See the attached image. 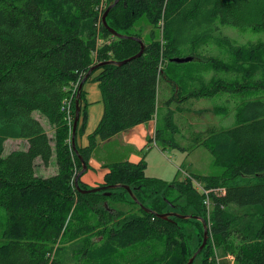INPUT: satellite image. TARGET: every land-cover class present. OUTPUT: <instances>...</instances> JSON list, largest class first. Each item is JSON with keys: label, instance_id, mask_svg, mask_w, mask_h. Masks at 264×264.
Wrapping results in <instances>:
<instances>
[{"label": "trees", "instance_id": "16d2710c", "mask_svg": "<svg viewBox=\"0 0 264 264\" xmlns=\"http://www.w3.org/2000/svg\"><path fill=\"white\" fill-rule=\"evenodd\" d=\"M114 2L0 0V264H188L203 244V223L159 217L168 213L208 224L210 238L197 257L201 264H219V249L233 256L234 264H264V100L249 97L264 92V42L236 50L222 32V27L264 28V0H120L107 23L124 38L114 36L102 22ZM210 38L234 52L229 62L201 54L200 47ZM141 43V57L101 67L87 80L97 74L94 81L105 109L89 146L80 149L76 143V148L89 166L101 142L157 119L162 81L174 93L166 103L167 120L174 102L179 110L220 96L229 97L227 103L230 96L235 104L243 101L235 127L201 141L221 170L194 179L210 192V214L207 196L194 182L168 184L149 178L144 158L106 165L103 184L130 187L138 202L124 189L118 197L116 189L106 191L111 196L76 189L74 168L80 174L83 165L70 143L64 102L91 68L128 60L141 51ZM186 57L195 62H171ZM196 71L229 77L205 80ZM83 102L82 91L81 106ZM75 109L76 100L74 114ZM36 113L48 121L54 138ZM160 135L157 124L151 142L158 147ZM8 140L27 141V151L4 156ZM54 155L58 173L38 176L37 159L48 166ZM79 186L89 190L81 180ZM128 199L136 208L116 205ZM188 226L198 230L196 249Z\"/></svg>", "mask_w": 264, "mask_h": 264}, {"label": "rangeland", "instance_id": "374dc122", "mask_svg": "<svg viewBox=\"0 0 264 264\" xmlns=\"http://www.w3.org/2000/svg\"><path fill=\"white\" fill-rule=\"evenodd\" d=\"M222 32L224 36L229 38L230 43L233 44L236 50L237 48L242 49L244 51L250 50L256 47L257 45L261 44L262 42H264V28H262L260 31H255L250 28L241 29L238 27H222ZM203 45L205 46L200 47V52L201 54H203L205 58H212L215 60H225L226 62H229L228 61L229 58L234 56V52H229V50H227L226 48H220V46L213 38L207 39L205 41V44L203 43ZM197 60H199V58ZM196 72L200 76L204 75L205 80L207 79L210 80L214 76H217L218 78L229 77V75H226L223 72H219L218 74H216L213 71L204 72V73L199 71ZM92 79L94 80V78H91V80ZM94 84L99 86L100 88L98 82ZM173 94L174 93L172 86L166 81H162L159 90V102H160L159 116L157 117V119L153 120L155 121L154 122L155 125L158 124L159 130H161L160 136L162 140H160L159 142L160 147H158L154 142H151L152 141L151 139L152 137H154V135L149 137V140L147 142V144L150 143V146L147 145L143 146L142 149H139L137 147V149H139L138 153L140 157L144 158L147 163V168H146L147 177L160 180L163 182H167L168 184H170L175 181L183 182L185 180L193 183L195 181L194 180L195 176L204 177V176H212L219 174L221 170L215 165L214 163L215 159L213 155L205 147L201 146V141L213 132L228 130L235 127L236 115L239 109L238 107L242 105L243 101H240L235 104L233 102V100L235 99L230 96L231 101H228L227 103L226 100H228L229 97L220 96L215 98L200 99L194 102L184 104L182 107H180L179 110H178L179 105L174 102L173 105L170 107L173 115H171L169 120H167L170 111H169V106H167L166 103L173 97ZM249 97H252V99L264 100V92H257L252 95H249ZM219 108L223 110V111L221 110L222 113H218L217 112L218 110L217 111L215 110ZM36 114H35L36 118L37 117L44 118L39 113ZM80 125H82V121ZM45 127L44 128L46 129L47 132L53 131L48 121L45 122ZM53 135L54 134H52V137ZM163 140L172 141L174 144L178 145L179 147L178 148H174L171 146L169 147L168 143L162 142ZM109 142H113V143L106 144ZM21 145L22 144L18 145L19 149L22 148L20 147ZM163 145H165V149H162ZM7 146H8L7 154L8 152L15 149L13 148L14 147L13 144L10 145L8 144ZM133 151H134V147L130 144H127L124 141V138L118 137V135L112 138L111 140H108L106 142H101L99 146L94 150L98 160L100 161H102V159H104V157L107 155V158L103 160V164L106 163L113 164L124 161L123 159L129 158L130 155H132L131 153ZM4 156H7L6 153L4 154ZM53 158H52L53 161L51 160L50 164L48 166H45L47 167V170H42L40 168L44 166V164L42 163L41 159H37L38 161H36V174L38 176L43 178H49L54 176L56 172L58 173V166L55 155ZM39 162L42 165H40ZM102 170H105V168H100L98 174ZM77 172L78 173L76 175V178L79 175L78 168H77ZM87 172L88 170L85 173ZM82 176L80 177L79 180H81ZM82 184L84 183L82 182ZM85 186L88 187L89 190L99 188V187L90 188L87 185ZM122 189L126 190L123 187L117 188L116 190L115 189L112 190H115V192H117V197H118L123 195ZM126 192L130 197H132L127 190ZM116 205L123 210L124 209L130 210L132 208H136L134 205H132L129 202V199L127 202H124L123 204L118 203ZM233 212H237V210L234 209ZM208 213L210 214V211H208ZM2 214H4L3 211ZM1 224L2 227H0V230L1 228L4 227V222L2 221V223H0V226ZM188 227H189L188 232H191L194 235V241L192 242V246L193 248L196 249L199 245V240H200V237L198 236V230L195 227H190V226ZM99 244L100 243H98L96 246H99ZM216 254L219 264H234L235 258L231 255H226L223 252V250L221 249L217 250ZM195 260H197L196 264H201L200 259L196 258ZM101 261L102 260H98V262L100 263Z\"/></svg>", "mask_w": 264, "mask_h": 264}, {"label": "crops", "instance_id": "0c3cea01", "mask_svg": "<svg viewBox=\"0 0 264 264\" xmlns=\"http://www.w3.org/2000/svg\"><path fill=\"white\" fill-rule=\"evenodd\" d=\"M96 75H94L92 78L96 77ZM94 83H96V82L92 79L91 81L84 84V87H83L84 102L82 105V113H81V118H80L78 128L84 126L85 129L83 130V133L82 132L77 133V137L75 140L80 149H85L89 146V136L96 131V129H97L102 117H103V114H104L105 107H104V103H103V99H102V93L100 91L99 86L95 85ZM84 113H85V116L87 115L86 120H83V119H85ZM37 119H39L41 121L42 125H44V127H45V122H47V121L41 117H37ZM81 121H82V125H80ZM83 122H84V124H83ZM154 122L155 121H151V122L146 123V124L138 125V126L132 128L131 130L126 131V132L118 135V137L124 138V141L127 144H130L134 147V151L131 153L132 155H130V157L127 159L126 158L123 159L125 162L138 163L142 160L138 151H139V149H142L143 146H146V145L150 146V143L147 144L149 137L154 135V137H152L151 140L155 139V137H156V125ZM154 131H155V134H154ZM48 134L50 137H52V134H54V130L51 132H48ZM110 143H113V142H109L106 144H110ZM8 144L9 145L13 144L14 145L13 148H15V149L8 152V154H7V147H8L7 145ZM20 144H22L20 146V147H22L21 149H19V147H18V145H20ZM137 147L139 149H137ZM27 149H28V143H27V141H24V140H8L5 144L6 155H9L10 153L16 152V151H27ZM105 158H107V155L104 157V159ZM104 159H102V161L98 160L95 152L93 153L92 159H91L89 166H88V172L85 173L81 178L82 182L85 185L89 186L90 188L103 186L105 175L108 172V168L106 165L109 164V163L103 164ZM53 160H54V158H53ZM39 164L42 165L40 162H39ZM40 168L42 170H47V167H45V166H42ZM100 168H105V170H102L98 174V171ZM56 174H57V172L54 175H56ZM40 175H42V174H40Z\"/></svg>", "mask_w": 264, "mask_h": 264}, {"label": "water", "instance_id": "95a60500", "mask_svg": "<svg viewBox=\"0 0 264 264\" xmlns=\"http://www.w3.org/2000/svg\"><path fill=\"white\" fill-rule=\"evenodd\" d=\"M120 2V0H115L114 4H112L111 6H109V8L107 9L106 13L104 14L103 16V19H102V22H103V25L116 37L118 38H124L123 36L119 35L116 31H114L113 29H111L107 23V16L109 14V12L112 10V8L114 6H116L118 3ZM142 48H141V51L134 57L128 59V60H125L123 62H103V63H100L96 66H94L93 68H91L89 70V72L87 73L86 77L84 78L83 82L81 83L80 85V88H79V93L77 95V100H76V109H75V121H74V126H73V134H72V147H73V150L75 152V154L78 156V158L81 160L82 162V165H83V169L81 171V173L77 176L76 178V189L82 193V194H94V193H100V192H106L108 190H112V189H117V188H125L129 194L133 197V199L135 200V202H138L136 200V197L134 196V193H133V190L128 187V186H120V185H113V186H102V187H99V188H96V189H92V190H82L79 186V179L80 177L88 170V166L87 164L84 162V160L82 159V157L79 155V152L76 148V134H77V129H78V125H79V122H80V117H81V112H82V106H81V96H82V91H83V87H84V84L85 82L91 77V75L93 74L94 71H96L97 69L101 68V67H104L106 65H109V64H116V65H119V66H122V65H125L139 57H141L144 53V50H145V46L144 44H142ZM194 61V58L193 57H186V58H176V59H173L171 62L172 63H177V64H187V63H190ZM106 196H111L112 194L111 193H108L106 192L105 193ZM146 212H150V210L148 209H145ZM160 218L162 219H169L170 217H178V218H196V219H199L201 220V222L203 223V227H204V240H203V244L201 245V247L199 248V250L197 251V253L194 254V256L190 259V261L188 262V264H193L195 259L197 258L198 254L202 252V250L206 247L207 243H208V238H209V229H208V225L207 223L202 219V218H198V217H192V216H181L179 214H176V213H168V214H165V215H159Z\"/></svg>", "mask_w": 264, "mask_h": 264}, {"label": "built area", "instance_id": "2783aa9c", "mask_svg": "<svg viewBox=\"0 0 264 264\" xmlns=\"http://www.w3.org/2000/svg\"><path fill=\"white\" fill-rule=\"evenodd\" d=\"M82 78H80L75 84H73V86L71 87V98L66 100L64 102V106H63V111L66 113V120H67V123L70 127V131L71 133L73 134V126H74V121H75V114H74V101L77 100V95L79 93V88H80V85L82 83ZM72 134H71V144H72ZM74 179L76 178V175H77V166L75 165V168H74ZM194 183L196 184V187L198 188V190H201L202 193L204 192V194H206L207 198L205 200V205L207 206L208 208V211H210V208H211V201H210V198H209V193L208 191H204L201 187V185L194 181Z\"/></svg>", "mask_w": 264, "mask_h": 264}, {"label": "bare ground", "instance_id": "6f19581e", "mask_svg": "<svg viewBox=\"0 0 264 264\" xmlns=\"http://www.w3.org/2000/svg\"><path fill=\"white\" fill-rule=\"evenodd\" d=\"M86 82H87V81H86ZM86 82H85V83H86Z\"/></svg>", "mask_w": 264, "mask_h": 264}]
</instances>
